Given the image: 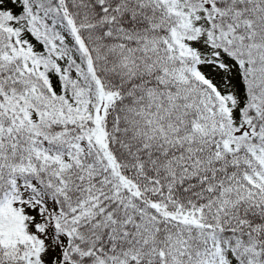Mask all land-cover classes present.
<instances>
[{
  "label": "snow or ice",
  "instance_id": "snow-or-ice-1",
  "mask_svg": "<svg viewBox=\"0 0 264 264\" xmlns=\"http://www.w3.org/2000/svg\"><path fill=\"white\" fill-rule=\"evenodd\" d=\"M0 264H264V0H0Z\"/></svg>",
  "mask_w": 264,
  "mask_h": 264
}]
</instances>
